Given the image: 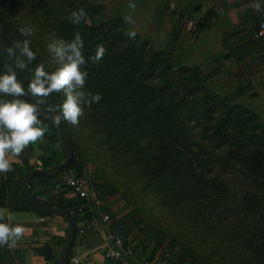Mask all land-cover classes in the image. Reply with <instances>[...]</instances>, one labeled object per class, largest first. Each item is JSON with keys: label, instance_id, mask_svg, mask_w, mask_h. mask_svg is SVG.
I'll list each match as a JSON object with an SVG mask.
<instances>
[{"label": "trees", "instance_id": "1", "mask_svg": "<svg viewBox=\"0 0 264 264\" xmlns=\"http://www.w3.org/2000/svg\"><path fill=\"white\" fill-rule=\"evenodd\" d=\"M0 15L5 26L8 47L11 46L13 38L1 7ZM82 23L83 21L80 22ZM126 27L122 18L118 22L112 20L111 23H103L93 30L90 42H84L85 56L94 54L98 44H103L106 48L105 55L99 62L90 61L85 66L89 73L85 88L101 93L103 98L98 104L84 106L78 125L67 123L75 155L66 170L75 168L83 172L79 156L81 158L82 153L88 151L85 142L91 136L89 121L92 124L97 122L99 128L97 126L96 130L102 129L106 133L104 141H116L112 142L115 151L126 152L129 156L126 162L137 165L142 170L147 184L162 191L168 188L171 192L187 191L186 195L192 205V219L207 231H214L218 244L232 247L235 241L245 237L244 241L248 242H244L243 249L248 246L246 251L250 253L233 251L232 254L247 264H253V260L261 257L264 262V195L259 204L253 198L255 195L264 194L262 118L252 109L233 103L230 97L210 90L207 86L209 79L199 67H181L179 73L182 86L178 88L170 80L174 69L170 54L157 49L151 41L140 35L130 38L126 34ZM258 41L264 43V40ZM7 59L11 63L10 58ZM12 68L17 71L18 79L27 89L25 73L15 69L14 63ZM48 98L61 103L63 93H52ZM37 108L45 110L51 116L49 119L53 124L54 138L59 141L58 125L52 119L58 116L57 113L46 106ZM87 131L88 137L85 134ZM191 134L199 137L201 141H194L189 145L186 138ZM203 142H208L209 145L204 147ZM214 145L218 149H228V157L227 153H212ZM194 147L200 149L199 152H195ZM224 160L230 164L231 170L220 167ZM59 161L42 160L41 167H49ZM32 168L34 167L28 165L20 171V179L14 186L15 196L9 192L13 185L5 180L3 173L0 174V209L21 210L29 207L43 216H48L23 191L21 177ZM226 172L231 175L233 172L241 173L247 180L243 178L244 190L254 187L253 190L246 189L242 196V192L227 183L224 176ZM57 178L37 176L31 181V187L34 180L48 185L54 197L49 200L42 199L50 205L67 209L76 225L89 218L88 212L80 215L75 213L74 201L55 194ZM221 202H225L226 206L219 211L217 207ZM253 205H258L257 209L253 210ZM259 210L262 215L259 221L254 220L253 228L259 233L255 236V242L257 245L261 244V250L249 244L253 238L250 236L251 224L246 225L241 233L235 234L245 220L252 223L251 218ZM205 214L208 215L207 218L204 217ZM221 219H228V223L223 224ZM225 234H230V238L225 240ZM39 252L47 261H55V264L61 255V250L54 252L50 247H44ZM4 253L5 246L0 247V264H8L3 261ZM255 256L257 259H254ZM72 257L71 250L69 264Z\"/></svg>", "mask_w": 264, "mask_h": 264}, {"label": "crops", "instance_id": "2", "mask_svg": "<svg viewBox=\"0 0 264 264\" xmlns=\"http://www.w3.org/2000/svg\"><path fill=\"white\" fill-rule=\"evenodd\" d=\"M134 3L135 10L128 8V0H106L105 5L123 17L132 15L134 22H125L127 30L135 31L157 49L169 53L174 67L201 68L209 79L208 88L214 93L230 97L233 103L252 109L260 117L264 114V43L254 37L258 15L253 0H134ZM171 4L179 10L180 18L170 11ZM190 19L197 22V31L185 26L184 20ZM37 110L47 130L21 154H9L11 169L3 175L13 186L20 179V171L28 165L39 167L42 160L54 162L64 157L63 146L54 138L51 116L41 108ZM32 188L45 200L54 197L52 189L40 180H34ZM103 209L113 212L112 204L106 200ZM6 211L14 213L18 222L25 225V233L15 246L5 245L3 261L55 264L41 256L39 250L50 247L54 252L62 251L66 222L43 216L29 207ZM104 239V234H78L72 258L88 264H112L104 258Z\"/></svg>", "mask_w": 264, "mask_h": 264}, {"label": "rangeland", "instance_id": "3", "mask_svg": "<svg viewBox=\"0 0 264 264\" xmlns=\"http://www.w3.org/2000/svg\"><path fill=\"white\" fill-rule=\"evenodd\" d=\"M105 3L106 0H0V7L13 40L21 38L17 31L19 26L28 24L34 27L32 47L37 51V61L49 63L54 68L56 65L50 60L46 48L50 37L54 35L70 39L75 32L79 31L84 42L86 40L90 42L95 28L97 29L103 23H111L112 20L118 22L124 18L117 13L116 9L109 10ZM80 8L85 9L87 22L83 21L82 24L77 25L72 23L69 17L73 11ZM90 10L93 11L90 12ZM73 25L76 27L73 28ZM128 32L130 31L126 27V34ZM180 68V66H175L170 75L171 82L179 86L178 88L182 86ZM22 72L25 73L28 81L29 72L27 70H22ZM93 118H95L94 115ZM261 118L264 123V114ZM97 126L99 128L97 122L92 124V121H89L91 136L88 137L89 132H85L89 139L86 141L85 138L88 151L82 153L81 158L79 156L83 166L82 170L104 192L105 200L112 204L113 221L124 224L128 237L136 243L138 251L153 261H161L165 264H180L185 259H188L190 264H247L246 261L232 254L233 251L250 253L246 251L248 246L243 249L244 242H248L244 241L245 237L235 241L232 247L218 244L214 238V231H207L192 219L190 211L192 205H190V198L186 195L187 191L171 192L168 188L163 192L147 184L142 170L137 165L126 162L129 156L125 151L118 152V155L112 145V142L116 141H104L106 133L104 134L102 129L101 131L96 130ZM186 140L189 145L191 142L201 141L194 134ZM203 145L207 147L209 143L203 142ZM193 150L199 152L200 149L194 147ZM211 152L225 155L227 153L226 157L230 153L228 149H218L216 145ZM134 155L137 156V154ZM220 165L222 169L231 170L226 160ZM224 176L231 187L242 192V196L246 189L251 191L254 188L249 187L244 190L242 186L245 185L246 179L239 172H233L232 175L226 172ZM14 191L15 187L11 186L9 192L12 196H15ZM263 195V193L255 195L253 198L257 199L259 204L262 202ZM225 206L226 203L221 202L217 209L222 211ZM257 206L253 205V210L257 209ZM261 215L262 211L259 210L251 218L252 223L250 220H245L243 225H239L240 229L235 231V234L241 233L246 225L251 224L249 226L252 227L250 236L253 238L249 244L257 250H261L262 246L255 242V236L259 233H256L253 228V223L254 220L259 221ZM204 217L207 218L208 215L205 214ZM236 217L239 216L236 215ZM227 221L228 219H221L223 224H227ZM228 238L230 234H225V240ZM254 259H257V256ZM252 263L264 264L262 257L253 260Z\"/></svg>", "mask_w": 264, "mask_h": 264}, {"label": "clouds", "instance_id": "4", "mask_svg": "<svg viewBox=\"0 0 264 264\" xmlns=\"http://www.w3.org/2000/svg\"><path fill=\"white\" fill-rule=\"evenodd\" d=\"M264 0H255L254 9L259 12ZM128 8L135 10L134 0H128ZM69 19L74 24L87 22L86 11L80 8L71 13ZM126 23H133V16H124ZM21 38L14 39L11 46L5 48L6 58L11 63L0 67V174L11 169L9 154L19 155L29 144H35L45 132L39 119L35 103L24 97L48 98L52 93H63L59 105V116L52 117L57 125L70 123L78 125L84 106L98 104L102 94L85 88L89 73L86 65L99 62L105 55L106 48L98 44L94 54L85 56L84 39L77 31L70 39L52 36L46 45L50 60L56 65L37 61V51L32 47L35 35L33 26L25 24L17 28ZM135 38L137 33H127ZM35 62V63H34ZM15 69L27 70L29 79L27 89L18 79ZM34 64V66H32ZM32 66V67H30ZM25 233V225L18 222V217L11 212L0 209V247L9 248L16 245Z\"/></svg>", "mask_w": 264, "mask_h": 264}, {"label": "built area", "instance_id": "5", "mask_svg": "<svg viewBox=\"0 0 264 264\" xmlns=\"http://www.w3.org/2000/svg\"><path fill=\"white\" fill-rule=\"evenodd\" d=\"M255 3V0H253ZM170 11L181 17L175 5H170ZM255 39L264 40V7L257 12ZM185 26L191 31L198 30V24L194 20H184ZM55 194L61 195L67 200L74 201L75 213H90L88 219L77 224L79 235L104 234L105 248L104 258L112 264H165L161 261H153L137 250L136 243L128 237L125 226L122 223L114 224L111 213L103 209L105 202L104 192L89 178L85 172L75 168L62 172L55 184ZM71 264H88L80 259L72 258ZM180 264H190L188 259Z\"/></svg>", "mask_w": 264, "mask_h": 264}, {"label": "water", "instance_id": "6", "mask_svg": "<svg viewBox=\"0 0 264 264\" xmlns=\"http://www.w3.org/2000/svg\"><path fill=\"white\" fill-rule=\"evenodd\" d=\"M6 30L0 15V64L3 66L9 64L6 58ZM29 102L35 103L37 106H46L54 110L59 116L58 111L60 102L50 98H38L32 97L30 94L24 97ZM58 137L61 145L65 150L64 158L54 165L49 167H34L27 170L21 177V185L25 195L30 201L44 214L57 217L66 222L67 225V236L61 251V255L58 259L57 264H69L71 250L77 236V225L71 215V213L59 206H53L45 202L39 197L31 187V181L37 176H45L46 178L52 179L58 177L63 171H65L74 159V148L69 135L67 123L61 122L58 125Z\"/></svg>", "mask_w": 264, "mask_h": 264}]
</instances>
